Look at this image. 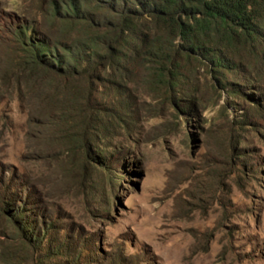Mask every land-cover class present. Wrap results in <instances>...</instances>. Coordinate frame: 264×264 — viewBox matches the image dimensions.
<instances>
[{
    "label": "rangeland",
    "instance_id": "374dc122",
    "mask_svg": "<svg viewBox=\"0 0 264 264\" xmlns=\"http://www.w3.org/2000/svg\"><path fill=\"white\" fill-rule=\"evenodd\" d=\"M28 6L0 0V39ZM15 73L0 47V264H17L5 254L14 202L29 234L51 228L90 264H264V77L260 108L230 105L200 76L194 114L130 85L132 113L102 141L108 170L85 175L47 144ZM237 118L243 131L232 130Z\"/></svg>",
    "mask_w": 264,
    "mask_h": 264
},
{
    "label": "trees",
    "instance_id": "16d2710c",
    "mask_svg": "<svg viewBox=\"0 0 264 264\" xmlns=\"http://www.w3.org/2000/svg\"><path fill=\"white\" fill-rule=\"evenodd\" d=\"M27 1L25 17L5 31L0 47L31 120L85 175L108 170L102 141L132 113L130 85L183 114H194L202 100L200 76L219 96L227 93L230 105L248 98L262 106L255 82L264 77V0ZM238 118L232 130L243 131L246 121ZM14 204L5 209L11 261L92 262L49 236L51 228L29 234Z\"/></svg>",
    "mask_w": 264,
    "mask_h": 264
}]
</instances>
